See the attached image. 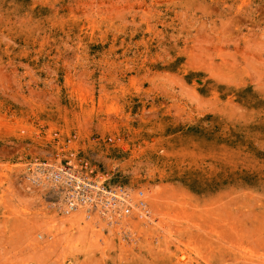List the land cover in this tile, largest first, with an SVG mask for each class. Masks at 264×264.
<instances>
[{"label": "rangeland", "instance_id": "obj_1", "mask_svg": "<svg viewBox=\"0 0 264 264\" xmlns=\"http://www.w3.org/2000/svg\"><path fill=\"white\" fill-rule=\"evenodd\" d=\"M70 152L134 211L28 187ZM0 264H264V0H0Z\"/></svg>", "mask_w": 264, "mask_h": 264}, {"label": "built area", "instance_id": "obj_2", "mask_svg": "<svg viewBox=\"0 0 264 264\" xmlns=\"http://www.w3.org/2000/svg\"><path fill=\"white\" fill-rule=\"evenodd\" d=\"M40 168L42 169L41 176L35 180L30 178L35 172L38 173ZM25 180L32 191H42L50 206L55 207L56 205L61 213L70 214L78 208L84 210L86 208L88 216L91 217L102 214L104 210L108 209L111 216H113L112 218H115L123 214L128 216L131 211H134L129 203L121 208L116 205L111 207L109 203L105 207V202L101 201L104 198L99 194L106 191L109 195V193L114 192L113 189L105 184L102 176H93V170L89 163L84 159H77V156L72 152L65 159L58 155L54 159H34L27 165ZM140 195L142 194L140 193ZM61 201L63 203L62 208ZM113 201L114 199L111 200V202ZM143 203L145 201L140 199L134 204L141 207Z\"/></svg>", "mask_w": 264, "mask_h": 264}, {"label": "bare ground", "instance_id": "obj_3", "mask_svg": "<svg viewBox=\"0 0 264 264\" xmlns=\"http://www.w3.org/2000/svg\"><path fill=\"white\" fill-rule=\"evenodd\" d=\"M41 168H40V170H39V172L37 173V172H35V174H32L31 176H30V178H33V180H35L36 178H39L40 176H41ZM38 171V170H37ZM32 180V181H33ZM113 191L114 192H112L111 194L109 193V195H107V193L108 192H101L100 194H99V196H102V198H104V199H101V201H104L105 202V207H106V204H110L111 205V207H113L114 205H116L118 208H121L123 205L125 206V204H128L129 203V205H132V201L130 200V193L126 190H122V192H118V191H115L114 189H113ZM117 195V197H116V195ZM118 196H120L119 198H118ZM113 197V198H112ZM128 198L127 200L125 199V198ZM114 199V201L113 202H111V200H113ZM125 202H127V203H125ZM135 204H133V206H134ZM110 207V206H109ZM83 210V213H84V211H85V213H87V209L85 208V210L84 209H81V208H78V209H76V211H74V212H72V213H70V214H76L77 212V215L80 213H82L81 211ZM139 211H141V209H139ZM111 212L110 211H108V209L107 210H104V212L102 213V214H97V216H99V217H106V219H109V220H112V221H110L109 223L110 224H112L113 223V219H116V217H119L120 218V220L122 219V220H124V218H125V216L126 215H122V216H116L115 218H112L113 216H111V214H110ZM70 214H66V215H70ZM85 214H83V216H84ZM87 216H88V213H87ZM86 216V217H87ZM89 217V216H88ZM92 217V216H91ZM95 217V216H94ZM118 218V219H119ZM76 219H77V217H76ZM76 219L75 218H69L68 217V219L67 220H65V221H68V222H73V221H76ZM83 219V218H82ZM78 220V219H77ZM81 220V219H80ZM79 221V220H78ZM77 221V222H78ZM83 221V220H82ZM76 222V223H77ZM81 222V221H80ZM120 222V221H119ZM65 223V222H64ZM121 223H123V221H121ZM80 224V223H79ZM124 224V223H123ZM62 225H64V224H62ZM125 228V227H124Z\"/></svg>", "mask_w": 264, "mask_h": 264}]
</instances>
